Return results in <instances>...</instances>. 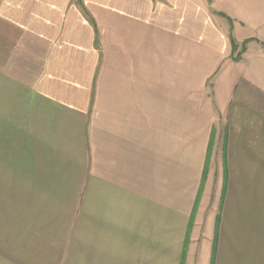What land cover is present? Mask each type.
<instances>
[{
    "label": "crops",
    "instance_id": "1",
    "mask_svg": "<svg viewBox=\"0 0 264 264\" xmlns=\"http://www.w3.org/2000/svg\"><path fill=\"white\" fill-rule=\"evenodd\" d=\"M9 253L264 264V0H0Z\"/></svg>",
    "mask_w": 264,
    "mask_h": 264
},
{
    "label": "rangeland",
    "instance_id": "2",
    "mask_svg": "<svg viewBox=\"0 0 264 264\" xmlns=\"http://www.w3.org/2000/svg\"><path fill=\"white\" fill-rule=\"evenodd\" d=\"M9 257L11 260H13L14 262H18V264H28V261L26 259L23 258H16L17 260H15V257H11L10 253H9Z\"/></svg>",
    "mask_w": 264,
    "mask_h": 264
},
{
    "label": "trees",
    "instance_id": "3",
    "mask_svg": "<svg viewBox=\"0 0 264 264\" xmlns=\"http://www.w3.org/2000/svg\"><path fill=\"white\" fill-rule=\"evenodd\" d=\"M232 43H233V46H235V40H234V38H232Z\"/></svg>",
    "mask_w": 264,
    "mask_h": 264
}]
</instances>
